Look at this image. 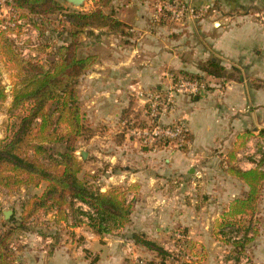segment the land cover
I'll list each match as a JSON object with an SVG mask.
<instances>
[{"label": "crops", "instance_id": "1", "mask_svg": "<svg viewBox=\"0 0 264 264\" xmlns=\"http://www.w3.org/2000/svg\"><path fill=\"white\" fill-rule=\"evenodd\" d=\"M7 1L0 0L1 18L9 13ZM93 1L75 10L90 11ZM155 1H111L110 9L127 26L125 35L102 29L83 38L84 54L97 60L77 85L83 124L95 130L88 135L95 138V150L87 153L96 158L95 169L87 167V172L96 173L101 192H125L131 204L128 224L102 238L86 226L67 224V245L58 248L51 236L19 232L10 242L9 264L158 261L153 250L136 245L132 236L142 234L166 250L175 230L191 241L187 252L193 264H243L246 252L235 257L232 246L243 232L224 234L228 230L221 224L234 221L226 213L248 188L226 172V158L235 153L236 165L248 171L255 168L259 147L263 149L258 133L264 129V0H183L210 9L203 18L173 24L154 20ZM208 62L223 67L229 77L203 72ZM181 73L199 77L205 90L192 98L178 97L175 116L162 118V123L183 117L190 132L188 147L152 152L126 139L121 121H142L144 95L162 90L169 74ZM46 218L55 220L54 214ZM254 220L256 232L247 235L251 242L246 248L252 253L250 264H264V185ZM240 222L235 229L246 224Z\"/></svg>", "mask_w": 264, "mask_h": 264}, {"label": "trees", "instance_id": "2", "mask_svg": "<svg viewBox=\"0 0 264 264\" xmlns=\"http://www.w3.org/2000/svg\"><path fill=\"white\" fill-rule=\"evenodd\" d=\"M112 0H95L88 12L63 7L57 0H8L10 12H18L20 20L31 18L29 23L44 35V25L50 17L58 16L56 32L59 43L50 44L51 36L45 37L46 45L38 41L36 51L49 53L44 62L36 58L25 59L20 49L8 37L9 28L0 31V59L10 71L16 73L17 84L13 88L9 113L19 110L22 116L12 135L0 141V188L14 193L22 187L38 189L44 185L39 195L29 197L20 214L19 221L14 217L2 220L0 233V264H9L11 239L19 232H29L30 222L39 213L54 214L56 222L70 224V227H88L91 232L102 238L122 229L128 224L131 204L125 192L111 189L101 192L87 181L79 178L80 168L74 157V144L85 131L77 96L78 80L96 63V56L79 54L84 37L94 30L125 35L127 26L120 22L110 9ZM62 37H59V36ZM44 42V41H43ZM203 72L218 78L229 77L223 67L208 62ZM186 79H200L196 75L181 73ZM7 98L4 86L0 85V102ZM63 126L62 133L58 127ZM258 136L264 144V129ZM63 142L64 151L50 154L45 162L39 160L45 152L46 142ZM163 147L160 146L159 149ZM259 159L255 168L243 171L236 165V155L231 152L226 158V172L247 185L242 198L235 199L229 206L226 216L234 221L221 224L224 234L243 232L242 239L233 241V252L240 255L251 242L247 238L255 235L257 211L264 185V149L259 147ZM239 218L238 221L236 218ZM246 219V220H243ZM241 229L235 227L242 222ZM179 231L187 238L182 230ZM132 241L153 250L158 261L148 264H173L167 260L170 254L142 234H134ZM177 243V240H176ZM187 251L192 249L189 239L181 241ZM182 264H193L182 263Z\"/></svg>", "mask_w": 264, "mask_h": 264}, {"label": "built area", "instance_id": "3", "mask_svg": "<svg viewBox=\"0 0 264 264\" xmlns=\"http://www.w3.org/2000/svg\"><path fill=\"white\" fill-rule=\"evenodd\" d=\"M208 9H210L208 6L193 7L183 0H157L153 4V18L156 22L163 24L180 23L185 20L203 18ZM0 19L3 18L0 17ZM24 26L29 27L30 24L18 17L0 21V31L9 28L11 31L8 37L16 47H18L16 39L20 37L17 29L21 28L20 31H23ZM20 53L25 58V54L21 50ZM30 58H35V56L31 55ZM167 78L168 81L162 90L144 95V119L142 121L123 119L120 123L121 133L126 139L132 140L139 147L152 152L158 151L160 146L163 147L162 149L170 148L176 151H184L188 147L190 132L186 120L183 117H177L172 123L163 124L162 118L175 116L178 97L192 98L205 90V85L200 79L191 80L174 74H169ZM260 143L264 149L263 142L260 141ZM171 237L173 244L165 250L170 254L167 261L173 264L191 263L192 259L181 243L188 238L179 231H173ZM135 264H148V261L137 259ZM243 264H249L247 258L243 259Z\"/></svg>", "mask_w": 264, "mask_h": 264}, {"label": "rangeland", "instance_id": "4", "mask_svg": "<svg viewBox=\"0 0 264 264\" xmlns=\"http://www.w3.org/2000/svg\"><path fill=\"white\" fill-rule=\"evenodd\" d=\"M1 6H0V10H1ZM0 13L2 14V12ZM9 13L6 14V18L0 19V21L15 19L19 15L18 12L12 13L10 12V10ZM22 20L26 21L25 19ZM31 20H32L31 18H28L27 22L31 23ZM57 21H58V16L50 17L48 22L44 25V29H43L44 35H40V36H39V32L35 29V27L32 28L31 25L29 27L24 26L23 31L22 30L20 31L21 28L17 29V33L18 35H20V37L16 39V42L18 48L21 50L22 53L25 54L24 55L25 59L30 58L31 55H34L36 59H39L40 61L44 62L45 59L51 57V56L48 57L47 54L49 53L48 50L47 52L45 51L44 53H41L36 51V48L38 47L37 43L39 40H41L43 46L46 45L47 40L45 39V37L47 36H51L50 44L57 45L59 43L58 34L56 31L58 29H61L62 27L58 25ZM59 37L62 36L60 35ZM84 53H85L84 42L82 40V46L79 51V54L84 56L86 55ZM17 81L18 80L16 78V73L10 71L7 65L0 59V85L4 86L5 92L7 94L6 100L4 102H0V141L3 140L4 138L7 137L9 138L12 135L13 131L16 129L17 125L19 124L20 117L22 116L19 110L14 111L12 113H9L8 111L12 100L13 88L16 86ZM63 129L64 127L60 126L58 127L57 132L62 133ZM94 132H95L94 129H90V130L85 129L83 135L75 140L73 155L79 164V168H80L79 178L87 181L90 186L97 187L96 173L94 172L93 174H90L89 172H87L88 171L87 167H92L95 169L96 158L94 156H92V158L90 157L88 158L87 155V153L94 152L96 147L95 138L88 136L89 134L90 135L94 134ZM64 145L65 144L63 142L57 140L44 143L43 146L45 148V152L41 154L39 160L45 162L46 158L50 154H57L58 152H63ZM82 152L86 153L85 159L81 157ZM43 187L44 185H41L38 189H34L32 187H28V188L22 187L14 193H7L6 190L0 188V231L3 228V223H2V220H4L3 213L9 212L10 215L8 219L10 217H14V221H19L20 214L26 200L33 195H39ZM46 215L47 214L45 213H39L37 216H35L34 219H36V222H34V219L32 220L33 222H30L29 232L41 233L42 235L51 236L56 240L55 246L57 248L64 247L65 245L63 243L67 245V235L69 236L70 233L67 229V225L61 222H56V220L54 219L49 220L51 219V217L48 219L46 218ZM12 240L13 238L11 239V241ZM245 252L246 254L243 257V259L247 258L248 263L250 264L252 262L251 261L252 253L249 252L248 249L244 251V253ZM235 257H238V255L235 254Z\"/></svg>", "mask_w": 264, "mask_h": 264}, {"label": "water", "instance_id": "5", "mask_svg": "<svg viewBox=\"0 0 264 264\" xmlns=\"http://www.w3.org/2000/svg\"><path fill=\"white\" fill-rule=\"evenodd\" d=\"M87 0H65V3L75 9L81 8ZM86 153L82 152L81 157L85 159ZM10 213L9 212H4L3 213V219L7 220L9 217Z\"/></svg>", "mask_w": 264, "mask_h": 264}]
</instances>
